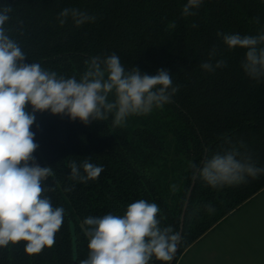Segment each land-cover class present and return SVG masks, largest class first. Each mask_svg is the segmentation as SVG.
<instances>
[{
	"label": "trees",
	"instance_id": "obj_1",
	"mask_svg": "<svg viewBox=\"0 0 264 264\" xmlns=\"http://www.w3.org/2000/svg\"><path fill=\"white\" fill-rule=\"evenodd\" d=\"M185 3L0 0V7L12 9L5 28L26 54L25 63L38 62L58 75L78 78L92 56L115 53L125 70L135 67L149 75L168 70L179 89L162 108L130 117L116 128L111 119L84 125L47 111L35 113L31 130L38 148L32 155L52 173L43 181V195L53 207L64 208L65 218L51 248L28 255L23 242L10 244L0 248V264H79L88 256L83 220L123 215L140 199L156 203L161 226L178 233L195 174L192 164L199 166L212 154L235 146L264 167V81L249 79L240 67L243 51L227 50L217 35H256L264 30V0H204L190 16L182 15ZM65 8L87 12L95 21L76 27L69 20L61 26L57 18ZM221 59L226 66L214 72L200 67ZM85 160L103 171L87 183L73 181L70 165ZM262 189L264 174L222 189L197 177L173 264ZM205 205L215 211L208 213Z\"/></svg>",
	"mask_w": 264,
	"mask_h": 264
},
{
	"label": "clouds",
	"instance_id": "obj_2",
	"mask_svg": "<svg viewBox=\"0 0 264 264\" xmlns=\"http://www.w3.org/2000/svg\"><path fill=\"white\" fill-rule=\"evenodd\" d=\"M203 3L186 0L182 15H193ZM11 11L10 7H0V248L23 242L24 252L35 255L54 245L65 218L64 208L53 207L50 198L43 195V181L52 173L32 155L38 148L31 130L35 113L47 111L84 125L111 119L116 128L130 117L162 108L179 89L168 70L159 69L154 75L135 67L125 70L115 53L92 56L78 78L58 75L38 62L25 63L26 54L5 28ZM57 19L61 26L70 20L76 27L95 21L87 12L74 8L63 9ZM217 35L227 50L243 51L240 67L249 79L264 81V30L256 35ZM213 55L215 50L210 57ZM225 66L221 59L200 67L214 72ZM26 105L31 111H26ZM191 167L214 189L239 185L264 174V167H257L235 146ZM70 169L71 179L80 183L97 179L103 171L102 166L88 160L72 162ZM160 211L156 203L140 199L129 204L123 215L86 217L81 227L88 237V256L79 264H170L182 237L171 226H161ZM205 211L215 209L205 205Z\"/></svg>",
	"mask_w": 264,
	"mask_h": 264
},
{
	"label": "rangeland",
	"instance_id": "obj_3",
	"mask_svg": "<svg viewBox=\"0 0 264 264\" xmlns=\"http://www.w3.org/2000/svg\"><path fill=\"white\" fill-rule=\"evenodd\" d=\"M239 208L188 246L177 264H264V189Z\"/></svg>",
	"mask_w": 264,
	"mask_h": 264
},
{
	"label": "water",
	"instance_id": "obj_4",
	"mask_svg": "<svg viewBox=\"0 0 264 264\" xmlns=\"http://www.w3.org/2000/svg\"><path fill=\"white\" fill-rule=\"evenodd\" d=\"M197 176H196V172L193 176V179L191 181V184H190V187L188 189V192L186 194V199H185V202H184V205H183V208H182V212H181V217H180V224H179V230H178V233L181 235L182 234V227H183V220H184V216H185V212H186V208H187V205H188V202H189V199L191 197V193H192V190L194 188V185H195V180H196ZM179 249V245L177 247V250L174 254V257L172 259V261L170 262V264H173L174 262V259H175V256H176V253ZM76 262V261H75ZM76 264V263H75Z\"/></svg>",
	"mask_w": 264,
	"mask_h": 264
},
{
	"label": "crops",
	"instance_id": "obj_5",
	"mask_svg": "<svg viewBox=\"0 0 264 264\" xmlns=\"http://www.w3.org/2000/svg\"><path fill=\"white\" fill-rule=\"evenodd\" d=\"M262 190H263V189H262ZM262 190H261V191H262ZM258 193H259V192H258ZM258 193H257V194H258ZM257 194H256V195H257ZM256 195H255V196H256ZM251 199H252V198H251ZM251 199H250V200H251ZM250 200H249V201H250ZM246 203H247V202H246ZM243 205H244V204H243ZM243 205H242V206H243ZM242 206H241V207H242ZM241 207H240V208H241ZM240 208H239V209H240Z\"/></svg>",
	"mask_w": 264,
	"mask_h": 264
}]
</instances>
